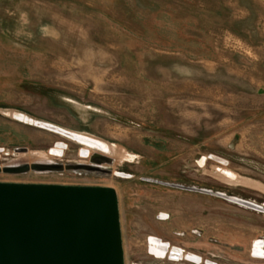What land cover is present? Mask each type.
Here are the masks:
<instances>
[{
  "label": "rangeland",
  "instance_id": "obj_1",
  "mask_svg": "<svg viewBox=\"0 0 264 264\" xmlns=\"http://www.w3.org/2000/svg\"><path fill=\"white\" fill-rule=\"evenodd\" d=\"M0 183L113 188L123 264H264V0H0Z\"/></svg>",
  "mask_w": 264,
  "mask_h": 264
},
{
  "label": "water",
  "instance_id": "obj_2",
  "mask_svg": "<svg viewBox=\"0 0 264 264\" xmlns=\"http://www.w3.org/2000/svg\"><path fill=\"white\" fill-rule=\"evenodd\" d=\"M0 264H123L116 191L0 183Z\"/></svg>",
  "mask_w": 264,
  "mask_h": 264
},
{
  "label": "crops",
  "instance_id": "obj_3",
  "mask_svg": "<svg viewBox=\"0 0 264 264\" xmlns=\"http://www.w3.org/2000/svg\"><path fill=\"white\" fill-rule=\"evenodd\" d=\"M90 165L91 166H94V167H98V166H96V165H92L91 163H90ZM90 186V185H89ZM92 186V185H91ZM166 216V218H165V220L168 218V215H165ZM167 249V248H166ZM165 254V253H164ZM170 254V253H169ZM172 254V253H171ZM197 259H199L198 257H197Z\"/></svg>",
  "mask_w": 264,
  "mask_h": 264
},
{
  "label": "bare ground",
  "instance_id": "obj_4",
  "mask_svg": "<svg viewBox=\"0 0 264 264\" xmlns=\"http://www.w3.org/2000/svg\"><path fill=\"white\" fill-rule=\"evenodd\" d=\"M126 160L129 159L128 155L123 156ZM180 255V254H179ZM176 256V255H175Z\"/></svg>",
  "mask_w": 264,
  "mask_h": 264
}]
</instances>
